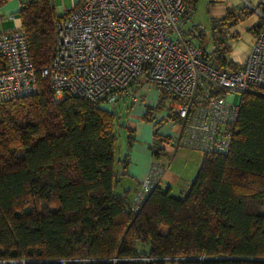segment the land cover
Masks as SVG:
<instances>
[{
	"label": "trees",
	"instance_id": "obj_1",
	"mask_svg": "<svg viewBox=\"0 0 264 264\" xmlns=\"http://www.w3.org/2000/svg\"><path fill=\"white\" fill-rule=\"evenodd\" d=\"M257 11L254 34L264 26V0ZM252 13L228 9L210 21L213 48L204 58L219 70H237L226 31ZM18 15L39 70L54 54L61 16L52 0ZM37 84V93L0 103V264H264V90L240 96L230 149L202 154L184 197L158 184L134 213L114 169L117 131L133 103H55L48 82ZM167 99L159 97L157 112ZM165 141L153 133V145ZM119 163L125 168V157Z\"/></svg>",
	"mask_w": 264,
	"mask_h": 264
},
{
	"label": "built area",
	"instance_id": "obj_2",
	"mask_svg": "<svg viewBox=\"0 0 264 264\" xmlns=\"http://www.w3.org/2000/svg\"><path fill=\"white\" fill-rule=\"evenodd\" d=\"M15 1L18 13L36 0ZM7 2L0 0V9ZM71 4L55 24L54 54L39 70L32 64L20 19L0 12V22L15 23L14 29L0 31V103L37 93L40 78L48 82L55 103L70 96L110 109L123 98L139 104L133 86L142 81L157 92V102L163 94L168 97L161 111H156L157 103L153 105L152 121L177 127L174 134L163 135L167 141L151 142L152 152L174 155L183 148L207 154L230 149L239 113L235 96L264 90V26L237 70H219L204 58V45L184 35L192 0H71ZM168 165L150 163L131 200L132 212L160 183Z\"/></svg>",
	"mask_w": 264,
	"mask_h": 264
},
{
	"label": "crops",
	"instance_id": "obj_3",
	"mask_svg": "<svg viewBox=\"0 0 264 264\" xmlns=\"http://www.w3.org/2000/svg\"><path fill=\"white\" fill-rule=\"evenodd\" d=\"M197 1L198 0H196L194 10L191 14L192 17H196ZM259 2L260 0H207L206 12L209 20L207 29L205 26L199 23H194L193 21L188 23V20L191 17L189 16L185 23L186 25L184 26V35L192 43L196 45H204L205 50L210 51L213 48L210 33L211 20L222 19L226 15L228 9L234 11H237L240 8L252 10V14L240 20L236 25L228 28L226 31V41L230 47L228 58L238 65V63L241 62L245 55L249 52L253 43L255 34L250 32V30L258 23L260 18L257 11ZM192 17L190 18L191 20H193ZM196 32L199 33V36L196 35ZM230 35L234 36L235 39L230 37L228 38ZM140 86L141 87H138V85L136 87L133 86V92L136 93L137 90H141L146 92L148 95L149 91L152 90L146 84L142 83ZM143 100L144 97L141 99L139 104H132L127 113L122 115L124 125L119 130H122L125 133V145L123 144L122 147L120 142L118 157H116L117 164L114 167L116 173L120 175L117 192L120 194L127 193V197L131 201L139 187V183L145 178L150 163L152 161H156L161 164H169L163 179L159 183V188L162 190L169 188L172 195L174 193L183 194V192H187L190 185L189 183H186L183 186L185 180L182 176H186V174L190 173V177L191 172L193 174L195 172L196 176L201 161L200 163L198 162V167H195L194 160H191V157L188 156L193 152L186 149H184L185 154L183 155L185 159L182 165H179L180 159L176 160L179 149L174 155H171L169 152L152 155L150 145L153 133L156 132L159 136L169 133L174 134L177 131V127L171 122H162L155 126V122L152 121L154 104L152 103L153 105H148L147 102L145 104ZM120 103L121 102H118L112 110L117 107L119 108ZM124 157L127 163L126 167L122 168L119 162ZM173 165L174 168L172 169ZM185 194L180 196L178 195L177 197H184Z\"/></svg>",
	"mask_w": 264,
	"mask_h": 264
},
{
	"label": "rangeland",
	"instance_id": "obj_4",
	"mask_svg": "<svg viewBox=\"0 0 264 264\" xmlns=\"http://www.w3.org/2000/svg\"><path fill=\"white\" fill-rule=\"evenodd\" d=\"M76 3H80L81 0H73ZM52 5H53V9L55 11V13L57 15L61 14L62 11H68L72 8V4H71V0H52ZM196 17H192L193 20H191L189 18L188 23H190L191 21H193L194 23H199L203 26H205V28L207 29L208 25H209V20H208V16H207V12H206V5H207V0H198L197 4H196ZM17 8H18V4L17 1L15 0H8V2L6 4H4V6H2V8L0 9V12L3 16H6L8 14L14 13V17L15 18H19V15L17 13ZM186 25V24H185ZM15 27V23L13 20H2V22H0V31L1 30H12ZM137 85H134V87H136ZM150 93V94H149ZM148 95L146 92L141 91V90H137L136 91V95L140 96V102L141 99L144 97V102L148 105H153L157 103V92L155 90H151L149 91ZM235 101L239 102L240 101V95H236L235 96ZM143 102V103H144ZM153 103V104H152ZM120 142L121 145L123 147V144L125 145V133L122 130H118L117 131V144H116V157H118V151L120 149ZM193 155H188L190 156L191 160H194L195 163V167H198V162L200 163L201 161V156L202 153L198 152V151H192ZM176 153V152H175ZM184 149L180 148L176 157V160L180 159L179 161V165L184 163ZM169 157V156H168ZM174 158V157H173ZM172 158V159H173ZM176 163V162H175ZM174 168V165L172 166V169ZM196 169V168H195ZM190 174V173H189ZM189 174H186L182 176V178L185 180L183 183V186L186 183H189V185L192 184V182L194 181L195 178V172L194 174L191 172V176L189 177ZM186 177V178H185ZM182 185V184H181ZM185 191V190H184ZM186 192H183V194L180 193H174V196H180V195H184ZM166 264H173L170 262H166Z\"/></svg>",
	"mask_w": 264,
	"mask_h": 264
},
{
	"label": "water",
	"instance_id": "obj_5",
	"mask_svg": "<svg viewBox=\"0 0 264 264\" xmlns=\"http://www.w3.org/2000/svg\"><path fill=\"white\" fill-rule=\"evenodd\" d=\"M169 260H173V259H164V261H169ZM256 261H262V260L256 259Z\"/></svg>",
	"mask_w": 264,
	"mask_h": 264
}]
</instances>
